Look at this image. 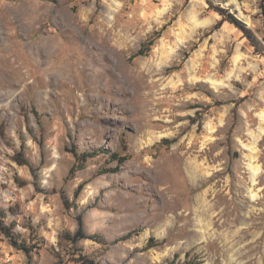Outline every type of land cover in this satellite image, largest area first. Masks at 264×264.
<instances>
[{
    "label": "rangeland",
    "instance_id": "1",
    "mask_svg": "<svg viewBox=\"0 0 264 264\" xmlns=\"http://www.w3.org/2000/svg\"><path fill=\"white\" fill-rule=\"evenodd\" d=\"M211 1L264 48V0ZM220 18L205 0H0V211L31 264H74L60 235L81 212L111 243L79 244L99 264H264V51L228 22L209 34ZM72 149L98 154L70 174ZM0 264H28L1 233Z\"/></svg>",
    "mask_w": 264,
    "mask_h": 264
},
{
    "label": "trees",
    "instance_id": "2",
    "mask_svg": "<svg viewBox=\"0 0 264 264\" xmlns=\"http://www.w3.org/2000/svg\"><path fill=\"white\" fill-rule=\"evenodd\" d=\"M206 3L209 6V9L215 11L219 14L221 17L217 25L214 27L213 30L209 32V34L213 33L215 30L222 27V25L225 22L230 23L231 25H234L236 28L240 30V32L244 35V37L250 42L251 46L255 49V52L262 53L264 51L263 44L259 40V38L256 36V34L240 19H238L233 13H230L229 10H226L224 8H221L220 6L214 5V3L211 0H205ZM98 10L95 14H97ZM165 27H163L161 30L156 31L152 36H150L141 46V48L136 52V54L133 55V58L139 57V56H147L152 47L154 46L156 40H158L163 32L165 31ZM188 55V54H187ZM238 106L236 105L234 108V114L237 113ZM40 120V119H39ZM34 139H37L35 135H32ZM43 138L39 141L40 147L43 148ZM25 146L24 144L21 146V150L19 152H16L14 156V160L20 165V166H28L35 176L36 171L33 169V166L31 165L30 161L27 159L25 153H24ZM71 152L73 153L76 161L73 167L70 169V174H75L77 171H81L87 167L88 159L92 158L98 152H82L78 153L77 150L72 149ZM117 157V156H114ZM109 172V170L105 171L104 173ZM36 177V176H35ZM82 190V186H80L76 192V197L80 195V192ZM64 198V204L65 206L70 209L72 207V203L69 199H67L65 196ZM6 218V214L2 211H0V233L4 235L5 238L11 243V245L17 249L18 251L23 252L28 257V264H31L32 254L34 252V247L31 244H28L24 240H19L20 236L18 234H14L13 227L6 226L4 224V219ZM77 221V229L75 232H69L65 231L60 235L61 241H64L68 244V248H66V255L68 258H71V262L74 264H99L96 262V260L92 259L88 255L84 254V250L82 248H79V244L82 241L85 240H91L95 241L97 243L103 244V245H111L107 242V240L101 236L100 234L94 233L91 234L87 231L86 227V220L84 213L81 212L76 216ZM124 239H127L126 237ZM116 243V242H114ZM154 239H150L148 243V248L155 247L157 244H153ZM163 244V242L161 243ZM53 255L57 259L58 264L62 263V254L59 251H56L53 249ZM179 256L176 254L174 257V260L170 262V264H174L176 259ZM188 258V255L187 257ZM193 261L188 262L185 261L184 264H193Z\"/></svg>",
    "mask_w": 264,
    "mask_h": 264
}]
</instances>
